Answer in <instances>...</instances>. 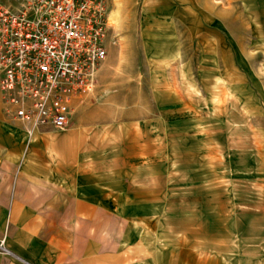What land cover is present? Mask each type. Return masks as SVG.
Returning a JSON list of instances; mask_svg holds the SVG:
<instances>
[{"label": "crops", "instance_id": "crops-1", "mask_svg": "<svg viewBox=\"0 0 264 264\" xmlns=\"http://www.w3.org/2000/svg\"><path fill=\"white\" fill-rule=\"evenodd\" d=\"M107 4L108 57L94 92L71 100L66 128L30 134L11 119L0 74V264H264L205 258L203 230L182 210L184 190L199 186L173 165L187 137L173 111L190 93L237 76L240 61L251 81L264 76L248 54L260 46L264 64V0Z\"/></svg>", "mask_w": 264, "mask_h": 264}, {"label": "rangeland", "instance_id": "rangeland-1", "mask_svg": "<svg viewBox=\"0 0 264 264\" xmlns=\"http://www.w3.org/2000/svg\"><path fill=\"white\" fill-rule=\"evenodd\" d=\"M116 23V17L109 18V26ZM251 49L252 68L264 70L260 46ZM123 63L125 69L148 68L142 61ZM243 66L238 62L237 76L217 78L214 90L190 93L173 111L186 122L187 135L174 142L173 165L188 170L191 183L199 186L184 190L182 210L190 227L203 230L205 258L221 262L264 260V76L251 81L239 70ZM221 68H228V59Z\"/></svg>", "mask_w": 264, "mask_h": 264}, {"label": "built area", "instance_id": "built-area-1", "mask_svg": "<svg viewBox=\"0 0 264 264\" xmlns=\"http://www.w3.org/2000/svg\"><path fill=\"white\" fill-rule=\"evenodd\" d=\"M107 0L0 4L1 92L7 115L35 130L70 124V102L94 92L108 57ZM3 247V243H0Z\"/></svg>", "mask_w": 264, "mask_h": 264}]
</instances>
